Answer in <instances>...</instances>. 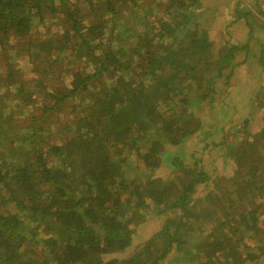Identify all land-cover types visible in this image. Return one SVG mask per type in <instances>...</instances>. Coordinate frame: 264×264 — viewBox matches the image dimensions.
I'll return each mask as SVG.
<instances>
[{"label": "trees", "instance_id": "trees-1", "mask_svg": "<svg viewBox=\"0 0 264 264\" xmlns=\"http://www.w3.org/2000/svg\"><path fill=\"white\" fill-rule=\"evenodd\" d=\"M242 1L215 42L204 0H0V264H264V113L248 133L235 91L256 69L264 112V2ZM213 148L226 172L200 165ZM149 212L164 224L135 246Z\"/></svg>", "mask_w": 264, "mask_h": 264}, {"label": "rangeland", "instance_id": "rangeland-1", "mask_svg": "<svg viewBox=\"0 0 264 264\" xmlns=\"http://www.w3.org/2000/svg\"><path fill=\"white\" fill-rule=\"evenodd\" d=\"M237 0H204V2L206 4H208L211 8H214L217 10L218 16L217 19L215 20V23H213L212 28L210 29V34H209V39H212L213 41L216 40V34H217V28L220 30L221 28H224L226 26L227 19H228V15L232 13V11L234 10V3ZM259 4H261L262 2H264V0H258ZM240 6H247L250 9H254V12L258 11L256 6H252L251 2H249V0H243L241 5H239L238 8H240ZM252 7V8H251ZM161 7H159L160 9ZM141 10H145V8H143L142 6L140 7ZM162 11V8L159 10V12ZM258 14V20L259 22H262V24H264V14L263 13H257ZM257 29V34H258V39L260 41L264 42V28H260V25L255 26ZM248 25L245 23L244 19H241L240 21H238L237 23L233 24L232 27L228 28L227 30H229L231 32V36L236 38L237 40L242 41L247 35H248ZM215 42H219V39ZM253 45L256 44V40L252 43ZM257 45V44H256ZM255 45V46H256ZM243 52L238 54V58L241 61L242 60V56H243ZM257 57H254V59L256 60ZM251 66H254V64H251ZM45 70H47V67L43 66ZM241 68H243L242 66H240ZM256 71V76H257V80L256 79H252L249 83L246 82H238V86H237V90H239V94L240 97V103L243 104V111H241L239 116H244V114H248V112H252L253 115H251L252 120L250 122V124L248 125V133L252 134V133H256L257 130H261L262 126H263V113L264 112H259L258 110H256V106H251L249 105V99L250 97V93L253 92V90L257 87L258 85V78L260 77L257 74V70ZM242 72V71H241ZM254 74V71H253ZM245 76V75H244ZM240 77V75H239ZM242 79V78H241ZM48 82V89L51 88V80L49 78H47ZM236 86V85H235ZM235 86L233 85L232 87L235 88ZM263 90V89H262ZM261 91V90H260ZM259 91V92H260ZM262 100V98H261ZM203 106L206 107L202 110L203 112V116L201 118L202 124H203V128L206 129L207 128V124L211 121V114L210 112L207 110V108L209 107V101L207 99L202 101ZM64 116L65 119L68 121L69 118H71L72 113L68 112V108L64 107ZM262 110V109H261ZM214 111V110H213ZM215 111L213 112L212 116L215 115ZM241 116V117H242ZM75 118H77V116H75ZM222 122V121H221ZM236 123H232V128H231V132L228 134L229 136H227V138L229 139H238L240 138L241 134L237 135L238 132V128L240 127V125ZM261 128V129H260ZM200 133V132H199ZM234 133V134H233ZM219 134H217L216 136H218ZM237 135V136H235ZM225 136L221 134L220 139H222ZM201 138L197 137L196 135H193L189 138V140L186 143V152L187 155H191L192 152H194V150H199L201 148ZM251 138V137H250ZM223 148H217L216 150L213 148L212 151H207L204 156H202V161L200 162V165H204V168L206 171L208 172H212L213 166L216 163L217 166H219V170L220 171H224L226 172L229 167H228V163L227 162H222L224 161L222 159V156L219 154ZM197 153V152H196ZM198 154H200L198 152ZM201 156V155H199ZM218 156V157H216ZM214 157L216 158V160L214 161ZM228 160V158H227ZM229 162V160H228ZM222 164V167L220 168ZM174 168L168 166L167 164H165V162L162 163V166H160L155 172L154 174L156 176L161 177L162 179L166 180L169 176H171L173 173L171 172ZM209 184L212 183L211 179L208 181ZM211 186V185H210ZM209 186V187H210ZM204 187V190L203 188ZM208 187L201 184L197 186L196 192L202 194V193H206V189ZM197 193V194H198ZM199 195V194H198ZM166 216L162 215V216H158L155 212H149L146 216H144V218L142 219L141 223L139 226H137L135 228V232H134V245L136 246V244H138L139 242H142L143 240L147 239L149 236H151L153 233L159 231L162 227V223L164 224V220H165ZM260 223L262 226H264V214L263 216L260 218ZM253 242V239H252ZM257 252H260V250H257ZM126 254V253H124ZM179 253H174L173 256H171L170 258L172 259L174 257L173 260H171L170 264H182L179 263L178 260L176 259V255H178ZM170 261V260H169ZM196 262H192L190 264H195ZM251 263V262H250Z\"/></svg>", "mask_w": 264, "mask_h": 264}, {"label": "crops", "instance_id": "crops-1", "mask_svg": "<svg viewBox=\"0 0 264 264\" xmlns=\"http://www.w3.org/2000/svg\"><path fill=\"white\" fill-rule=\"evenodd\" d=\"M245 64H247V63H245ZM242 67H243V66H242ZM240 68H241V67H240ZM242 69H243V70H237L236 76H239V75L243 74L244 71L247 72V68L245 69V68L243 67ZM241 71H242V72H241Z\"/></svg>", "mask_w": 264, "mask_h": 264}]
</instances>
